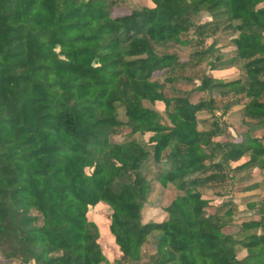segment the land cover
<instances>
[{"label":"trees","instance_id":"trees-1","mask_svg":"<svg viewBox=\"0 0 264 264\" xmlns=\"http://www.w3.org/2000/svg\"><path fill=\"white\" fill-rule=\"evenodd\" d=\"M128 1L0 0V264H264V0Z\"/></svg>","mask_w":264,"mask_h":264},{"label":"rangeland","instance_id":"rangeland-1","mask_svg":"<svg viewBox=\"0 0 264 264\" xmlns=\"http://www.w3.org/2000/svg\"><path fill=\"white\" fill-rule=\"evenodd\" d=\"M149 2L147 0H130L128 1L126 4H124L121 8H116L115 12L116 13H126L128 10H132V9H138L141 8L142 6L148 5ZM206 19H203V21H205ZM228 34H223L222 36L219 37L220 42L219 45L221 46V49L224 51L225 55L223 57L224 61L226 59H230L233 55L232 47L231 45V36H230V32H227ZM230 33V34H229ZM167 50V49H165ZM171 51H173L171 49ZM183 60L186 59V56L183 55ZM204 72H209V67L207 66V64H203L200 67H198L196 69L195 72L192 73L193 76L198 77L199 75H201ZM228 73H231V71H228ZM196 84H199V81H194V83H182L181 86L182 88L185 89H192L195 87ZM203 97L202 93H194L191 98H192V102L196 103L199 101L200 98ZM239 108H233L232 111L236 112L238 111ZM202 117V116H201ZM205 117V116H203ZM240 116L237 115H230V116H226L225 120L227 123H229L230 125L233 126H238L240 125V121H239ZM233 131V130H232ZM174 192L172 190H164L162 189L158 184L154 185V192L153 194L150 196L149 201L147 203V205L144 208L143 211V218H144V222L147 223L150 220H155V221H161L163 220V218L165 217V212H164V208L167 206V204L170 202V200L173 197ZM205 195L207 196H211L212 192L211 191H205L204 192ZM110 209L105 206V205H101L95 208L94 210V218L96 219L97 222L102 224V228H101V244L103 245L104 251L106 253V255L108 256V258L110 260H113L115 258H118L120 253H119V249L118 247L115 245L114 240L112 239V237L110 236V233L107 229L108 223L110 221ZM146 251L148 252H153V248L147 246Z\"/></svg>","mask_w":264,"mask_h":264}]
</instances>
